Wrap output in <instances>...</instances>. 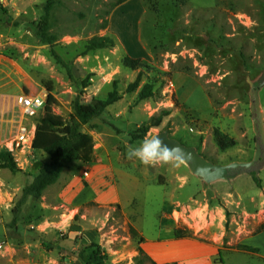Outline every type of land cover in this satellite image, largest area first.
Here are the masks:
<instances>
[{"label":"rangeland","instance_id":"1","mask_svg":"<svg viewBox=\"0 0 264 264\" xmlns=\"http://www.w3.org/2000/svg\"><path fill=\"white\" fill-rule=\"evenodd\" d=\"M118 1L58 0L51 18L58 38L50 44L28 26L40 21L47 0H0V150L23 121V95L49 97L30 117L33 125L46 105L68 119L76 98L91 102L114 88L120 96L82 125L93 137V160H66L38 199L23 187L48 153L19 149V170L0 166V243L26 232L56 251L58 264H84L74 255L90 258L97 248L103 264H250L252 254L231 249L257 251L248 241L264 223V167L259 183L251 171L209 185L184 160L145 168L126 150L145 138L130 133L149 124L146 136L167 129L215 163L253 158L251 92L264 77V0ZM103 35L114 45L85 49L89 38ZM125 54L140 65H123ZM139 72V86L127 91ZM147 82L154 94L139 99ZM259 97L264 119V85ZM96 153L113 168L99 195L81 166ZM84 230L96 245L83 243ZM145 238L148 250L140 254Z\"/></svg>","mask_w":264,"mask_h":264},{"label":"trees","instance_id":"2","mask_svg":"<svg viewBox=\"0 0 264 264\" xmlns=\"http://www.w3.org/2000/svg\"><path fill=\"white\" fill-rule=\"evenodd\" d=\"M125 0H119L118 3ZM58 0H47L45 12L41 16L39 22L30 21L28 26L34 30V33L42 41L52 44L58 38V35L52 30V9ZM113 46V40L106 36H93L87 40L85 49H94L106 46ZM52 55L58 63L66 66V62L60 55L52 50ZM123 65L136 68L140 65V59L129 54H125L122 58ZM69 75L72 76L70 68L67 66ZM141 72L138 73L135 80L129 82L127 91H133L139 86L141 81ZM259 87L264 85V77L256 82ZM154 94L153 84L147 82L139 91V99L146 98ZM117 88L108 93L105 98H94L91 102H82L78 98L74 102V110L67 119L64 116L55 113L51 106L46 105L44 113L39 117L35 136L33 139V147L46 152L50 155V159L46 161L39 169L33 179L23 187V194L33 196L38 199L45 188L53 184L60 176L66 160L75 161H92L95 156L93 137L82 129V125L90 120L101 117L106 107L119 98ZM152 118V117H151ZM149 129V124L143 125L137 131L131 132V139L138 140L144 138ZM0 166L8 167L16 171L19 170L11 151L7 149L0 150ZM254 180L259 183V177L253 172ZM261 228H264L262 223ZM89 246L96 245L91 241ZM86 244V245H87ZM98 250V251H97ZM139 253H143V248L139 247ZM103 254V253H102ZM99 249L92 251L90 258L84 257L83 253L77 252V257L84 264H103V257ZM156 264V262H153ZM169 264H178L177 260H172Z\"/></svg>","mask_w":264,"mask_h":264},{"label":"crops","instance_id":"3","mask_svg":"<svg viewBox=\"0 0 264 264\" xmlns=\"http://www.w3.org/2000/svg\"><path fill=\"white\" fill-rule=\"evenodd\" d=\"M95 161L93 162H81V166L85 167L87 170V175L92 177V180L95 184L98 185L92 193H99L108 185V179L106 176L110 174L112 168L111 159H99V154L96 153ZM88 163V164H87ZM41 200L36 203V206ZM43 226V225H39ZM38 228V227H37ZM37 230H43L39 227ZM5 235H7V230H5ZM9 233L10 230L8 229ZM20 236L17 239L10 236L6 241L0 243L2 246L0 248V264H58L59 258L58 253L56 254L47 252L39 244L40 241L35 242L34 239L27 236L28 233L18 231ZM31 232H29L30 234ZM82 241L84 244L88 243L89 240H94L93 235L90 231L84 230L82 233ZM146 238L141 242V247L146 251ZM250 247L253 245V248H257V251L251 252L246 248L242 249H231V251H240L243 253L252 254L254 256L250 264H264V228H261V231L250 241H248ZM76 246H73L75 248ZM73 257V256H72ZM74 259H78L77 255H74ZM174 260V259H172Z\"/></svg>","mask_w":264,"mask_h":264},{"label":"water","instance_id":"4","mask_svg":"<svg viewBox=\"0 0 264 264\" xmlns=\"http://www.w3.org/2000/svg\"><path fill=\"white\" fill-rule=\"evenodd\" d=\"M252 86L251 111L256 147L254 156L250 160L232 161L225 164L215 163L200 154L196 147L187 145L171 136L169 130L165 129L156 133L169 147L179 149L183 155V160L188 164L190 170L201 176L209 185L216 179H225L231 182L232 178L244 172L254 171L257 174L264 167V119L259 97L260 87L255 84H252Z\"/></svg>","mask_w":264,"mask_h":264},{"label":"clouds","instance_id":"5","mask_svg":"<svg viewBox=\"0 0 264 264\" xmlns=\"http://www.w3.org/2000/svg\"><path fill=\"white\" fill-rule=\"evenodd\" d=\"M126 157L130 161H138L145 168L156 166H178L183 163L180 150L169 147L158 134L147 135L138 145H129Z\"/></svg>","mask_w":264,"mask_h":264},{"label":"built area","instance_id":"6","mask_svg":"<svg viewBox=\"0 0 264 264\" xmlns=\"http://www.w3.org/2000/svg\"><path fill=\"white\" fill-rule=\"evenodd\" d=\"M47 98H49L47 97V93L41 96H21L19 103H21L23 107V121H21L16 135L2 144V149H7L13 153L12 155H14L15 151L19 153V149L23 151L25 148H29L27 152L32 156L35 154L33 139L35 136L36 125L30 124L29 119L34 115L38 107H40L46 100L49 101Z\"/></svg>","mask_w":264,"mask_h":264}]
</instances>
